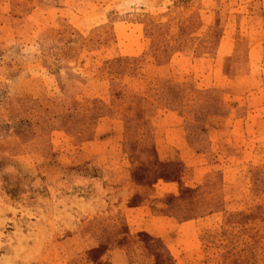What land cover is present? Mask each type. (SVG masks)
I'll use <instances>...</instances> for the list:
<instances>
[{
	"label": "rangeland",
	"instance_id": "374dc122",
	"mask_svg": "<svg viewBox=\"0 0 264 264\" xmlns=\"http://www.w3.org/2000/svg\"><path fill=\"white\" fill-rule=\"evenodd\" d=\"M0 264H264V0H0Z\"/></svg>",
	"mask_w": 264,
	"mask_h": 264
},
{
	"label": "trees",
	"instance_id": "16d2710c",
	"mask_svg": "<svg viewBox=\"0 0 264 264\" xmlns=\"http://www.w3.org/2000/svg\"><path fill=\"white\" fill-rule=\"evenodd\" d=\"M158 66H161V64H160V63H158ZM140 100H142V98H141Z\"/></svg>",
	"mask_w": 264,
	"mask_h": 264
}]
</instances>
